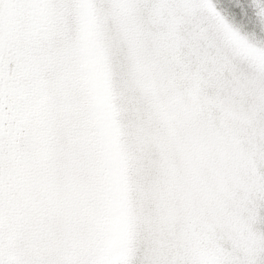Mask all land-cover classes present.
Here are the masks:
<instances>
[{
  "label": "snow or ice",
  "instance_id": "6c2138e0",
  "mask_svg": "<svg viewBox=\"0 0 264 264\" xmlns=\"http://www.w3.org/2000/svg\"><path fill=\"white\" fill-rule=\"evenodd\" d=\"M0 264H264V0H0Z\"/></svg>",
  "mask_w": 264,
  "mask_h": 264
}]
</instances>
